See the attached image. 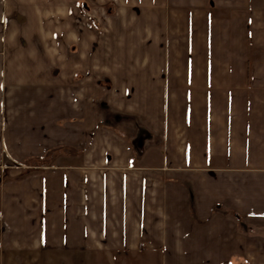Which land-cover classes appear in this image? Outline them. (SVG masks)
Instances as JSON below:
<instances>
[{"label":"crops","instance_id":"0c3cea01","mask_svg":"<svg viewBox=\"0 0 264 264\" xmlns=\"http://www.w3.org/2000/svg\"><path fill=\"white\" fill-rule=\"evenodd\" d=\"M0 168V264H264V0H0Z\"/></svg>","mask_w":264,"mask_h":264},{"label":"rangeland","instance_id":"374dc122","mask_svg":"<svg viewBox=\"0 0 264 264\" xmlns=\"http://www.w3.org/2000/svg\"><path fill=\"white\" fill-rule=\"evenodd\" d=\"M116 122V121H115ZM122 127L127 131V133L130 136H142L144 133V128L140 124V122L134 118H128L124 119L122 118L120 121H118ZM2 168H0V182L3 180V175H2Z\"/></svg>","mask_w":264,"mask_h":264}]
</instances>
